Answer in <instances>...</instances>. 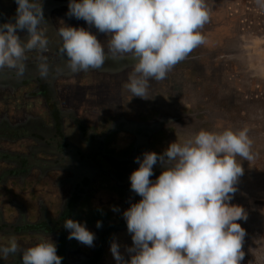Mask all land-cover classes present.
<instances>
[{"label":"flooded vegetation","instance_id":"obj_1","mask_svg":"<svg viewBox=\"0 0 264 264\" xmlns=\"http://www.w3.org/2000/svg\"><path fill=\"white\" fill-rule=\"evenodd\" d=\"M68 4L69 0H42L49 38V50L44 55L53 66L63 64L57 51L61 43L57 29L63 25L90 30L107 52L110 36L97 32L94 27L89 28L82 19L67 16ZM16 8L15 0H0V24L14 23L12 18L16 15ZM207 24L201 29L205 36L203 44L176 64L166 79L149 81L147 99L131 97L124 87L132 71L131 57L108 59L100 69L78 73L65 69L41 79L35 70L36 57L40 53L29 51L26 53L29 67L22 77L17 78L8 70L0 71V149L14 148L21 152L27 138L36 135L40 139L34 137L33 144L36 152L43 157L18 152H7L1 156L5 167L0 176V184L4 186L0 187V195H7L9 199H0V211L2 216L13 215L6 229H11L14 224L20 225L22 220L19 208L10 202L12 198L17 199L21 194L36 196L39 188L43 191L49 189L46 183L51 180L52 183L62 181L68 187L64 196L65 205L60 207L56 217L50 218L45 214L37 220L38 225L47 226L46 237L55 242L57 255L63 258L61 264H116L109 250L113 239L121 245L125 259H129L125 246L131 247L132 239L123 212L141 199L130 188L129 176L139 167L134 157L142 160V154L148 151L162 154L171 142L182 140L201 129L217 132L226 128L236 129L227 109L241 104V97L233 96L232 90L223 86L219 95L213 93L210 90L213 83L209 78H196L199 73L211 77L215 75L212 67L215 38L213 30H209L211 23L209 28ZM18 35L21 39L27 38L26 30L18 32ZM27 88L30 90L25 96L37 99L43 110L40 113L50 121V124L42 122L46 126L43 129L31 128L30 123L38 117L28 115L26 106L19 110L23 97L18 92ZM11 89L17 94L11 93ZM4 100L7 104L10 100L11 104L4 107ZM221 102H226L227 106L216 105ZM124 103L135 110L132 115L123 110ZM109 118L107 127L99 124L101 119L106 121ZM65 119L73 127L70 133L64 128ZM13 133L22 135L11 137ZM250 138L255 159L246 161L238 157L244 174L230 203L242 206L248 217L246 221H237L246 231L242 247L245 257L241 264H261L264 211L254 207V204L264 200V168L255 136ZM32 168L37 171H32ZM163 170L160 165L155 166L150 179L155 181ZM38 183L41 186L36 188ZM20 204L26 208L23 203ZM112 206L118 211H113ZM32 211L41 210L36 207ZM76 218L95 234L94 247L67 239L68 230L63 227L64 221ZM97 221L102 222V228L96 227ZM74 242L78 243L77 249L72 246ZM10 258L13 261L9 264H20L19 254ZM14 259L18 260L14 263Z\"/></svg>","mask_w":264,"mask_h":264},{"label":"clouds","instance_id":"obj_2","mask_svg":"<svg viewBox=\"0 0 264 264\" xmlns=\"http://www.w3.org/2000/svg\"><path fill=\"white\" fill-rule=\"evenodd\" d=\"M16 15L0 24V71L15 77L27 71L29 51L40 53L35 70L41 79L53 72L100 69L108 59L131 57L132 71L124 87L131 97L148 98L150 80L162 81L169 71L205 42L201 29L209 21L206 0H69L67 16L84 20L89 28L110 36L107 52L97 36L83 27L63 25L53 66L46 55L49 38L42 0H15ZM264 10V0H255ZM27 32L21 39L18 32ZM247 126L223 131L199 130L171 142L162 154L148 151L130 176L131 191L141 199L123 212L131 247L113 239L109 250L116 264H241L246 231L237 221L247 212L231 204L244 174L240 160L255 159ZM66 159V158H65ZM164 170L155 181L153 169ZM113 211L118 208L112 206ZM67 239L94 247L96 236L84 223L65 219ZM96 227L102 228L97 221ZM20 255V264H61L48 236L21 248L16 239L0 245V257Z\"/></svg>","mask_w":264,"mask_h":264},{"label":"rangeland","instance_id":"obj_3","mask_svg":"<svg viewBox=\"0 0 264 264\" xmlns=\"http://www.w3.org/2000/svg\"><path fill=\"white\" fill-rule=\"evenodd\" d=\"M206 3L210 9V18L207 25L209 28V23H211V29L209 28V30H213V36L215 38L214 48L212 49V67L213 71H215V75L211 77L199 73L196 78L198 80L209 78L213 83L210 88L213 93L215 92L219 95L222 89L221 86H223V88L228 87L227 90L229 91L232 90L233 96L241 97V104H236L233 109L228 108L227 111L230 115L229 117L234 121V127L236 128L234 130L247 126L249 128V136H255L257 141L256 147L259 146L261 150V166L264 168V10L257 7L255 0H206ZM0 14H2L1 9ZM27 57L29 59V56ZM27 67H29V65ZM218 81H220V83ZM28 90H30V88L24 89L25 92H18V94L23 97L20 102L22 106L19 107V110H23L22 107L26 106L25 109L28 115L30 114L31 117H38V119L30 123L31 128L43 129V127L46 126H43L42 122L50 124V121L45 120V116L40 113L43 110L37 99L25 96L28 95V92H26ZM11 93L17 94V91L11 89ZM4 104V107L11 104L10 100L8 104L7 100H4ZM124 105L125 107L123 110L132 115L135 110L131 109L130 105V107L125 103ZM216 105L219 107L223 106L224 108L225 105L227 106L226 102L217 103ZM110 120L111 118L106 121L101 119L99 124L103 127H107ZM64 125L67 133L73 131V127L67 119L64 120ZM257 130H260V133H257ZM257 134L259 135L257 136ZM20 135H22V133H20L19 136ZM14 136L19 137L17 134L15 135V133H13V135L11 134V137ZM34 137L40 139V137L36 135L29 136L26 142L23 143L20 153L23 155L33 154L35 157L43 158L42 154L36 152L37 149L35 148V144H33L35 143ZM6 149H8L6 151L19 152L14 148ZM35 169L36 168H32L31 170L33 171ZM6 180H8V178L5 179L4 182H6ZM52 181L53 180H51L50 183H46V185L50 186L48 190L43 191L39 188L36 196L32 194L30 195L31 198L28 200L17 198L10 201L19 208V214L23 219L22 224L27 220L31 222L37 221L44 217L45 214L56 217L60 207L65 205L66 197L64 196L68 188L67 184L63 183L61 180V182L57 183H52ZM40 186V183L35 185L36 188ZM0 187H3L2 184H0ZM46 193L48 194L46 195ZM37 196L40 197L36 199ZM250 201L252 202V200ZM19 202L23 203L26 208L22 207ZM36 207L41 211H32V209ZM254 207L264 211V200L260 199L255 201ZM39 216L42 217L39 218ZM87 229L90 230L89 227H87ZM43 233L41 229L35 233L32 231H23L19 233L14 232V230H11V232H0V234H2L0 245L7 244L10 239L14 238L20 244L21 248H27L33 246L28 245V243L31 244L30 240L32 241L34 235H41ZM262 237H264V234H262ZM33 240L35 241L36 239ZM77 245V242L72 244L75 249H77ZM261 250L264 252V246H262ZM261 256V264H264V253H261ZM1 258L5 260V264H9L13 261V258L10 257Z\"/></svg>","mask_w":264,"mask_h":264},{"label":"crops","instance_id":"obj_4","mask_svg":"<svg viewBox=\"0 0 264 264\" xmlns=\"http://www.w3.org/2000/svg\"><path fill=\"white\" fill-rule=\"evenodd\" d=\"M0 151H2L3 153H0V176L2 175V171H3V169H4V167L5 166H3L4 165V163H3V160H1V156L4 154V153H17V152H13V151H6V150H4V149H0ZM18 153H20V152H18ZM0 182H1V180H0ZM4 187V186H3ZM12 194H14V192H12ZM26 196V197H25ZM29 196V197H28ZM16 198H18V199H25V200H28L29 198H31V196L30 195H20V196H18V197H16ZM0 199H3L4 201H6V200H8L9 199V196H7V195H0ZM14 198H12V200H13ZM15 200V199H14ZM39 217H41V216H39ZM50 218H52V215H50L49 216ZM11 218H13V215H12V217H10V219ZM16 217H14V219H15ZM7 219H9V216H7V215H4V216H2V214H1V211H0V232H6V231H9V232H11V230H14V232H19V233H21V232H28V231H32L33 233H35L36 231H39L40 229L39 228H42L41 230L44 232L43 234H41V235H34L33 236V238H32V241L30 240V242H31V244L30 243H28V245H35L36 243H38V242H41V240L42 239H46L47 237H45V236H47L46 235V233L48 232V228H47V226H40V225H38L39 224V221H33V222H31V221H29V220H27V221H25L24 222V224H22V220L20 221V225H15L14 224V226L11 228V229H9V228H7L6 229V224L7 223H9V221H10V219L9 220H7ZM7 221V222H6ZM32 223H35L34 225L32 224ZM37 225V226H36ZM47 232H46V231ZM1 235L2 234H0V239H1ZM42 236H44V237H42ZM7 239H10V238H8V237H6ZM33 239H36L35 241L33 240ZM27 246V245H26ZM18 259H14V263L17 261ZM21 260V259H20ZM0 264H5V260L3 259V258H1L0 257Z\"/></svg>","mask_w":264,"mask_h":264}]
</instances>
